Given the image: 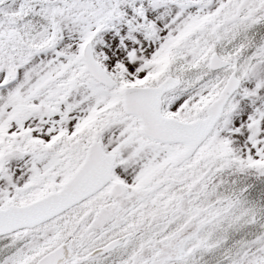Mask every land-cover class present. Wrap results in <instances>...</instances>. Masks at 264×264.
<instances>
[{
  "label": "snow or ice",
  "instance_id": "obj_1",
  "mask_svg": "<svg viewBox=\"0 0 264 264\" xmlns=\"http://www.w3.org/2000/svg\"><path fill=\"white\" fill-rule=\"evenodd\" d=\"M0 264H264V0H0Z\"/></svg>",
  "mask_w": 264,
  "mask_h": 264
}]
</instances>
